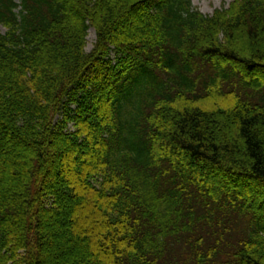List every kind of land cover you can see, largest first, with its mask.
Instances as JSON below:
<instances>
[{
  "label": "trees",
  "instance_id": "16d2710c",
  "mask_svg": "<svg viewBox=\"0 0 264 264\" xmlns=\"http://www.w3.org/2000/svg\"><path fill=\"white\" fill-rule=\"evenodd\" d=\"M0 26V264H264V0H0Z\"/></svg>",
  "mask_w": 264,
  "mask_h": 264
},
{
  "label": "rangeland",
  "instance_id": "374dc122",
  "mask_svg": "<svg viewBox=\"0 0 264 264\" xmlns=\"http://www.w3.org/2000/svg\"><path fill=\"white\" fill-rule=\"evenodd\" d=\"M20 2L21 0H17ZM232 0H192L193 4L195 7H197L200 11H202L204 14H212L215 9L221 8L222 5L225 3L226 6L230 4ZM0 31L4 32L6 31V28L3 26H0ZM96 40V31L92 27L89 30L88 33V45H87V50L90 51L93 48V44ZM124 111L127 112V110L131 109L130 105L126 106L123 105Z\"/></svg>",
  "mask_w": 264,
  "mask_h": 264
}]
</instances>
